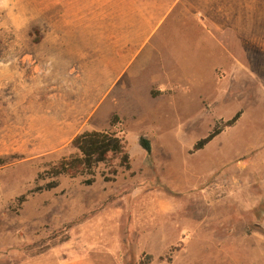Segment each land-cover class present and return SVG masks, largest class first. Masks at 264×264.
<instances>
[{
    "label": "rangeland",
    "instance_id": "rangeland-1",
    "mask_svg": "<svg viewBox=\"0 0 264 264\" xmlns=\"http://www.w3.org/2000/svg\"><path fill=\"white\" fill-rule=\"evenodd\" d=\"M91 1L0 0V78L13 68L37 78L14 114L15 89H0V264H264V0H243L226 64L153 100L141 91L108 107L111 94L80 131L116 132L128 169L116 160L70 176L55 168L75 153L71 140L48 141L43 128L55 127L56 99L76 98L60 52L83 51Z\"/></svg>",
    "mask_w": 264,
    "mask_h": 264
},
{
    "label": "crops",
    "instance_id": "crops-1",
    "mask_svg": "<svg viewBox=\"0 0 264 264\" xmlns=\"http://www.w3.org/2000/svg\"><path fill=\"white\" fill-rule=\"evenodd\" d=\"M91 2L95 9L91 29H86L83 51H77L75 59L60 52L61 69L74 75L76 98L56 99L55 127L43 128L54 133L46 138L48 141L72 140L96 119L111 94L108 107L119 106L141 91L153 100L165 90L176 88L181 76L201 75V70L207 67L211 73L217 65L221 66V60L223 64L228 61L224 51L228 50L227 29L243 26V0ZM229 12L240 13L239 25L237 20L229 23ZM22 70L13 68L0 78V89L5 86L15 89L11 97L12 114L18 112L15 110L21 100L35 96L36 73L34 69H27V74ZM35 100L27 101L28 112H35ZM36 120L35 115L25 121L28 131H36Z\"/></svg>",
    "mask_w": 264,
    "mask_h": 264
},
{
    "label": "trees",
    "instance_id": "trees-1",
    "mask_svg": "<svg viewBox=\"0 0 264 264\" xmlns=\"http://www.w3.org/2000/svg\"><path fill=\"white\" fill-rule=\"evenodd\" d=\"M236 113L232 118L225 121L220 126H214L211 132L200 139L193 146V151L201 149L205 144L218 135L224 127L231 126L238 118ZM117 117L110 120V125L115 124ZM140 146L146 151H150L149 140L139 137ZM72 147L76 150L74 154L63 158L56 166L58 174H68L76 176L84 173H92L93 168L103 163L109 165L118 161L119 166L128 169L130 167L129 154L126 143L116 132L111 130H84L74 136L71 140Z\"/></svg>",
    "mask_w": 264,
    "mask_h": 264
}]
</instances>
